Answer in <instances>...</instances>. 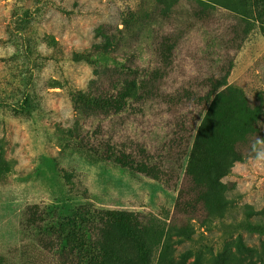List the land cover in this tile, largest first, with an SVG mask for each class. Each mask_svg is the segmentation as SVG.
Listing matches in <instances>:
<instances>
[{"label":"rangeland","instance_id":"374dc122","mask_svg":"<svg viewBox=\"0 0 264 264\" xmlns=\"http://www.w3.org/2000/svg\"><path fill=\"white\" fill-rule=\"evenodd\" d=\"M101 25H125L122 48L135 51L142 68H154L157 93L142 110L89 122L88 132L128 150L145 148L158 179L92 155L66 132L76 118L68 87L84 90L96 75L63 55L98 42ZM50 55L54 60H46ZM221 79L239 94L221 99L209 129H217L216 153L230 145L242 160L208 188L203 177L187 176L185 165L208 106L196 100L213 99ZM30 86L39 105L31 117L0 111V264H63L49 223L37 234L29 212L41 209L54 219L64 205L86 202L137 214L151 264L178 261L186 250L208 264L238 234L249 250L242 258L264 257V237L233 229L248 213L252 220L264 215V165L250 161L256 139H264V29L255 18L213 0H0V101L14 104ZM93 235L136 254L108 222L94 223Z\"/></svg>","mask_w":264,"mask_h":264},{"label":"trees","instance_id":"16d2710c","mask_svg":"<svg viewBox=\"0 0 264 264\" xmlns=\"http://www.w3.org/2000/svg\"><path fill=\"white\" fill-rule=\"evenodd\" d=\"M165 1L173 2V0ZM213 1L233 14L255 18L264 29V0ZM166 11V8L160 11L162 16H167ZM130 18L132 17L125 19L126 26ZM108 28L106 25H101L94 30L98 42L86 49L73 51L67 56L63 55V59L71 63H83L93 67L96 75L89 80L84 90L68 87L76 118L66 132L71 137L75 136L79 146L92 155L111 160L131 172L158 179L157 175L153 174L157 171L154 158L150 157L152 155H149L145 148L137 145V149L128 150L122 143L113 139L99 141L88 132L89 125L86 126L89 122L100 119L115 120L142 110L146 102L152 101L157 93L154 83H151L154 81V68H142L134 62L135 51L126 52L122 48L127 39L126 30L123 27ZM168 54L170 55L168 52L164 54L166 61L169 60ZM51 56L46 57V60L53 59ZM109 59L113 61L112 65L108 63ZM36 64L34 61L33 69L36 68ZM214 82L209 81L210 85ZM214 89L216 95L213 99L207 95L196 100V102L201 100L208 106L195 127L185 165V174L195 178L203 177V182L208 188L218 186L219 179L229 172L232 164L242 160L240 153L230 145L223 148L220 153H216L219 144L213 133L217 132V129H209L210 124L219 119V115L215 117V113L219 111H215V108L223 103L221 99L227 97L231 100V96L239 92L236 88L228 86L224 79L216 81ZM186 99L190 100L188 96ZM38 106L34 86H30L23 98L14 104L0 101V111L13 117H31L32 113L38 110ZM179 127L182 128V124ZM62 208L63 213L54 219L50 212L46 213L41 209L32 210L29 212L28 221L32 222L31 226H35L37 234H41L49 223L48 230L55 235L54 246L63 264H151V253L143 242L145 231L137 214L99 209L87 202L64 205ZM27 209L29 211L33 208ZM252 216L254 215L248 213L243 221L233 226L234 231L242 229L250 234L264 237V215L259 220H252ZM50 222L54 223L50 224ZM96 222L110 223L117 235L126 242H132V248L136 251L135 256H130L128 253L124 255L121 250L115 249L111 242L94 237L93 224ZM231 245L235 247L233 252L230 249ZM248 251L238 234L233 243H225L222 251L211 254L208 264H264V257H260L258 263L242 258ZM192 257L193 264H200L201 254L191 250L181 253L178 261H168L167 264H186Z\"/></svg>","mask_w":264,"mask_h":264},{"label":"clouds","instance_id":"9594fccd","mask_svg":"<svg viewBox=\"0 0 264 264\" xmlns=\"http://www.w3.org/2000/svg\"><path fill=\"white\" fill-rule=\"evenodd\" d=\"M250 161L254 166L264 165V139H256V142L252 147Z\"/></svg>","mask_w":264,"mask_h":264}]
</instances>
